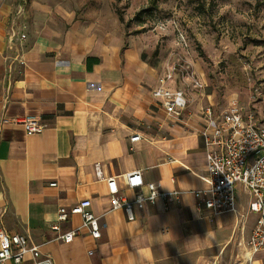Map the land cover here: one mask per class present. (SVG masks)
Returning <instances> with one entry per match:
<instances>
[{
  "label": "crops",
  "instance_id": "1",
  "mask_svg": "<svg viewBox=\"0 0 264 264\" xmlns=\"http://www.w3.org/2000/svg\"><path fill=\"white\" fill-rule=\"evenodd\" d=\"M82 7L0 0V226L27 237L53 264H264V251L247 246L256 215L241 185L234 211L220 215L198 209L191 194L205 188L201 133L213 126L200 109L210 104L189 99L181 122L166 117L151 96L159 68L125 44L113 19H93ZM210 106L217 125L223 109ZM27 118L45 128L27 135L2 123ZM135 134L141 139L130 142ZM133 171L181 195L134 207L128 221L124 211H109L106 180L115 178L131 199L135 191L121 177ZM83 200L99 217V239L80 229L68 244L54 240L49 225L58 210ZM81 222L70 216L59 227ZM34 263L27 255L21 264Z\"/></svg>",
  "mask_w": 264,
  "mask_h": 264
},
{
  "label": "rangeland",
  "instance_id": "2",
  "mask_svg": "<svg viewBox=\"0 0 264 264\" xmlns=\"http://www.w3.org/2000/svg\"><path fill=\"white\" fill-rule=\"evenodd\" d=\"M77 2L84 15L113 19L125 44L171 74L169 86L188 99L264 113V0Z\"/></svg>",
  "mask_w": 264,
  "mask_h": 264
},
{
  "label": "built area",
  "instance_id": "3",
  "mask_svg": "<svg viewBox=\"0 0 264 264\" xmlns=\"http://www.w3.org/2000/svg\"><path fill=\"white\" fill-rule=\"evenodd\" d=\"M171 74L161 76L158 87L151 92L152 98L164 112L165 116L181 122L188 107L189 99L183 89L169 86ZM200 115L209 126H213L211 135L201 133L207 148L206 176L203 178L205 188L192 192L198 209L204 208L212 215L233 212L235 209V185H241L250 195L248 211L256 215V223L250 234L247 246L251 254L264 251V113L256 115L244 106L231 101L220 113L217 125L214 122L213 108L210 105L201 107ZM3 124L21 126L27 134H38L45 125L34 119H4ZM141 139L133 135L130 142ZM124 189L135 191L128 199L121 193L115 178L106 180L109 197V211H124L127 220L133 221V208H142L145 204H155L157 200L169 202L177 199L178 191L164 192L154 183H145L140 171H133L121 177ZM50 186L54 187L52 183ZM142 190H145L144 193ZM89 200L80 201L70 209H59L57 223L49 229L57 235L54 240L70 243L80 229H85L89 236L97 240L100 237L99 217L88 211ZM3 215L0 211V217ZM70 216H79L81 226L67 232H61L59 222ZM91 254V253H89ZM29 255L34 264H53L50 256L42 255L39 247L30 245L27 237L20 234H9L0 226V264L11 262L21 264Z\"/></svg>",
  "mask_w": 264,
  "mask_h": 264
},
{
  "label": "trees",
  "instance_id": "4",
  "mask_svg": "<svg viewBox=\"0 0 264 264\" xmlns=\"http://www.w3.org/2000/svg\"><path fill=\"white\" fill-rule=\"evenodd\" d=\"M152 5H154V1H152Z\"/></svg>",
  "mask_w": 264,
  "mask_h": 264
}]
</instances>
